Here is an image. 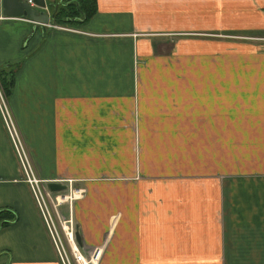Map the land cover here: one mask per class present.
<instances>
[{
    "label": "crops",
    "instance_id": "obj_1",
    "mask_svg": "<svg viewBox=\"0 0 264 264\" xmlns=\"http://www.w3.org/2000/svg\"><path fill=\"white\" fill-rule=\"evenodd\" d=\"M82 4L58 28L0 22L9 115L33 175L82 190L80 246L264 264V0ZM23 178L0 119V264H59Z\"/></svg>",
    "mask_w": 264,
    "mask_h": 264
},
{
    "label": "built area",
    "instance_id": "obj_2",
    "mask_svg": "<svg viewBox=\"0 0 264 264\" xmlns=\"http://www.w3.org/2000/svg\"><path fill=\"white\" fill-rule=\"evenodd\" d=\"M0 0V22H27L25 18L5 17L2 15ZM32 5L30 0H27ZM44 11L47 13V11ZM50 28H58L48 25ZM0 119L9 139L13 153L17 159L23 181L28 185L31 197L40 215L47 236L56 254L59 264H98L103 252V245L84 248L75 242L76 225L71 217L72 203L81 197L82 190L73 187L72 180L44 181L37 179L30 168L27 157L22 148L9 115L5 97L0 87ZM58 184L62 190L52 192L48 184Z\"/></svg>",
    "mask_w": 264,
    "mask_h": 264
},
{
    "label": "water",
    "instance_id": "obj_3",
    "mask_svg": "<svg viewBox=\"0 0 264 264\" xmlns=\"http://www.w3.org/2000/svg\"><path fill=\"white\" fill-rule=\"evenodd\" d=\"M30 1L35 7L42 9V10L37 11L31 8L23 0H2L1 1L2 15L5 17L25 18L28 22H31L33 24L52 25L48 23H50V21L52 22L53 15L52 14L47 15L45 11H43L44 8L50 5H45L44 0H30ZM48 188L52 192L63 189L61 185L53 184V183L49 184ZM74 238H75V242L78 245H80V232L79 231L76 230L74 234Z\"/></svg>",
    "mask_w": 264,
    "mask_h": 264
},
{
    "label": "trees",
    "instance_id": "obj_4",
    "mask_svg": "<svg viewBox=\"0 0 264 264\" xmlns=\"http://www.w3.org/2000/svg\"><path fill=\"white\" fill-rule=\"evenodd\" d=\"M68 1V0H67ZM54 7V6H53ZM87 12L83 8L82 0H72L67 2L64 6L57 5L53 11V24H65L67 21H74L78 17H86ZM0 83L3 87V92L8 93V86L11 84V78L5 77L3 69H0ZM10 219L11 216L7 210H0V226H3L4 220Z\"/></svg>",
    "mask_w": 264,
    "mask_h": 264
},
{
    "label": "rangeland",
    "instance_id": "obj_5",
    "mask_svg": "<svg viewBox=\"0 0 264 264\" xmlns=\"http://www.w3.org/2000/svg\"><path fill=\"white\" fill-rule=\"evenodd\" d=\"M212 63L214 62V61H211ZM199 78H200V76H199ZM214 79H217V76H215V77H213ZM4 94V93H3ZM103 253V252H102Z\"/></svg>",
    "mask_w": 264,
    "mask_h": 264
}]
</instances>
